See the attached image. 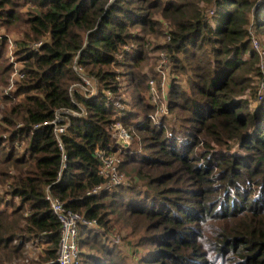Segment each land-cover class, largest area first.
I'll return each instance as SVG.
<instances>
[{
    "label": "trees",
    "instance_id": "trees-1",
    "mask_svg": "<svg viewBox=\"0 0 264 264\" xmlns=\"http://www.w3.org/2000/svg\"><path fill=\"white\" fill-rule=\"evenodd\" d=\"M260 31L264 0H0V264H57L47 191L103 231L80 228L81 264H264ZM11 37L23 78L4 94ZM163 56L174 121L154 124L151 62ZM120 90L131 95L119 120L133 137L126 183L89 195L117 115L106 95ZM63 109L80 112L63 116L64 169L49 124Z\"/></svg>",
    "mask_w": 264,
    "mask_h": 264
},
{
    "label": "built area",
    "instance_id": "built-area-1",
    "mask_svg": "<svg viewBox=\"0 0 264 264\" xmlns=\"http://www.w3.org/2000/svg\"><path fill=\"white\" fill-rule=\"evenodd\" d=\"M252 38V47L258 53L261 59V68L264 69V47H262L256 37L251 33ZM9 44L15 46L14 40L9 38ZM40 44L33 45L32 48H38ZM128 51V49H127ZM10 58L13 62L14 60V53H10ZM124 61V54H121L118 57V62ZM22 69V68H21ZM20 70V69H19ZM17 70L15 75V79L10 81V86L8 89L4 90V94H11L20 79L23 78V74ZM77 72L83 74V69L81 67H76ZM120 71H117L119 73ZM161 74V87L162 93L160 92L158 85L155 81L150 82V91L148 94V102L157 107L155 116H150L151 119L157 120L158 123L163 119H169V110L167 108V100H166V93L164 88L167 86L168 88V75L165 71H159ZM82 82L84 85V92L85 95L88 97H92L97 93V86H95L94 82L91 81L85 75L82 76ZM164 91V94H163ZM259 99H262V95L264 93V81L261 82L260 90H259ZM107 100L106 105L108 107H114L117 109V115L114 117V120L111 125L112 130V141L106 148L98 149L96 151V158L100 162L99 167V175L103 178L104 183L96 187L89 195L99 194L102 191H112L117 187L123 186L126 183L125 174H123L120 170V166L122 164V154L123 152L131 147L133 142V137L129 133V131L125 128V126L119 121L122 119L126 114L129 112V101L124 95L123 90H120L118 94L114 92H107ZM163 98L166 100V106L161 104ZM80 113V112H79ZM73 110H66L63 109L61 112L57 113L55 119L51 121L49 124L54 126V133L57 137V141L61 151L63 152L62 157V168H66L67 157L64 153L63 143L61 136L65 134L67 124L63 125L64 123V115H72V116H79L80 114ZM37 126L36 128H38ZM46 200L49 203L51 210L53 211L54 215L60 222L61 225V238L59 242V249L57 255V264H81V249L79 245V231L81 227H87L88 229H92L99 233H102V229L98 226L97 221H90L87 220L83 215L73 212L66 208L65 204L59 200L58 198L54 197L50 191L46 192ZM113 240L116 244L120 243L121 241V234L118 232H114Z\"/></svg>",
    "mask_w": 264,
    "mask_h": 264
},
{
    "label": "rangeland",
    "instance_id": "rangeland-1",
    "mask_svg": "<svg viewBox=\"0 0 264 264\" xmlns=\"http://www.w3.org/2000/svg\"><path fill=\"white\" fill-rule=\"evenodd\" d=\"M253 19V18H252ZM253 23V22H252ZM1 33H3V32H1ZM253 35L256 37V39L258 40V42H259V44L262 46V47H264V32H262V31H260V32H258L257 33V35L255 34V33H253ZM12 38V37H11ZM13 40H15L16 38L14 37V38H12ZM160 42H163L162 40L160 41ZM14 51H15V47L14 46H12L11 44H9L8 43V49H7V53H6V55H5V57H6V59L9 61V63H12V65H13V71H12V73H11V76H10V78H9V82H8V85L3 89V90H6V89H8L9 88V86H10V81L12 80V79H15V77H16V75H15V73H16V71L17 70H19V69H21L22 68V66H21V64H16V62H15V55H14V60H13V62H12V60H11V58H10V53L11 52H13L14 53ZM157 55H159V54H156V56ZM151 63H155L154 64V66H153V68L155 69V71L156 72H158L159 73V71H165V72H167V75L169 74L168 73V68L166 67V61L164 60V56H163V60H160V61H158V60H153V62H151ZM150 68V67H149ZM149 68L148 69H146L148 72H149ZM150 73V72H149ZM151 74V73H150ZM158 79V78H157ZM168 81H169V78H168ZM16 88H15V86H14V89H13V91L15 90ZM164 90H165V93L166 92H168L169 91V85H168V88H167V86L164 88ZM123 93H125L124 95H126V98L128 99V101H129V103H130V97L129 96H131L130 95V93H127L125 90H123ZM163 94H164V91H163ZM165 99L163 98V101L161 102V104L163 103V105H165L166 106V103H165ZM130 105V104H129ZM168 106V105H167ZM129 109H130V107H129ZM155 114H156V112L154 113V114H152V115H150V116H155ZM169 114H170V112H169ZM169 120H172V122L174 121L173 120V116L170 114L169 116ZM142 119H139L138 121L139 122H142L141 121ZM151 121L154 123V124H157L158 123V121L157 120H153V119H151ZM113 133V132H112ZM115 232H120L121 233V238L122 237H124L126 234H125V232H123V231H121L120 230V228L117 226V228H116V231ZM119 233V234H120ZM120 245V244H119ZM121 246V249L122 250H124L123 249V245H120ZM29 250H30V252H29V256L27 255V257L29 258V260H32V259H36L37 258V256H38V254L40 253V249H31V248H29Z\"/></svg>",
    "mask_w": 264,
    "mask_h": 264
}]
</instances>
